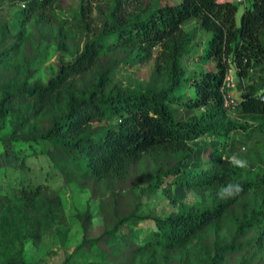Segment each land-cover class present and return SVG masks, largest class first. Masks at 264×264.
Listing matches in <instances>:
<instances>
[{
	"label": "rangeland",
	"instance_id": "rangeland-1",
	"mask_svg": "<svg viewBox=\"0 0 264 264\" xmlns=\"http://www.w3.org/2000/svg\"><path fill=\"white\" fill-rule=\"evenodd\" d=\"M250 2H238L237 23ZM21 7L15 0H0V188L9 196L21 188L41 186L44 191L27 206L16 201L0 203V262L20 264L21 258L24 264H63L67 258V264H264V244L256 242L258 229L249 224L237 230L238 224L250 220L251 208L260 204L254 190L175 250L140 254L124 245L121 256L111 258L82 244L113 228L125 232L129 222L138 218L144 219L137 223L143 231L152 226L153 216L200 211L222 198L211 188L189 191L181 202L168 197L156 183L176 160L166 153H145L125 175L105 178L79 177L72 164L62 167L58 156L51 158V145L36 138L97 77L102 76L107 94L159 91L166 86L167 77L155 70L153 57L141 59L128 49L104 46L96 54V67L87 75L73 81L61 79L52 93L44 95L40 88L51 82L59 67L74 60L98 36L110 17L113 0H55L32 13L24 25L19 21ZM206 38V33L197 32L194 52L205 45ZM183 65L187 73L193 70L196 64L191 54ZM263 69L264 59L243 83L260 76ZM232 73L235 85L228 92L239 100L243 85L234 69ZM175 95L184 101L193 96V90L183 86ZM230 114L238 118L237 111ZM183 115V110L175 112L177 118ZM199 141L207 145V140ZM228 144L232 157L247 161L240 178L253 179L264 170V133L240 131ZM210 152L207 146L204 160L212 158ZM24 212L31 219L27 233L21 221ZM25 234L32 237L25 238Z\"/></svg>",
	"mask_w": 264,
	"mask_h": 264
},
{
	"label": "trees",
	"instance_id": "trees-1",
	"mask_svg": "<svg viewBox=\"0 0 264 264\" xmlns=\"http://www.w3.org/2000/svg\"><path fill=\"white\" fill-rule=\"evenodd\" d=\"M15 1L23 4L19 21L24 25L32 13L55 0ZM158 1L113 0L110 17L98 36L87 42L74 60L62 64L51 82L40 90L48 95L61 79L87 75L96 67V54L104 46L128 49L141 59L153 57L155 70L167 77L166 86L159 91L107 94L99 76L36 139L51 145L50 157L58 156L62 167L72 164L79 177L123 176L145 153L174 155L175 162L156 183L179 202L194 189H221V195L227 197L228 192L223 190L226 185L242 186L238 195L224 198L211 208L153 216L152 226L143 231L137 223L144 219L138 218L129 222L125 232L113 228L82 242L105 257L121 256L124 245L140 254L175 250L250 190L256 192L260 204L251 208L250 220L238 224L237 230L251 224L258 229L256 242L262 245L264 170L253 179L240 178L244 168L230 162L233 152L228 141L240 131L264 133V69L260 76L243 83L250 70L264 59V0H251L239 23L237 1ZM188 23L191 28L185 27ZM197 32L206 33L207 38L205 45L194 52ZM190 54L196 65L187 73L183 60ZM232 69L243 88L234 107H228L224 96L231 88L225 87V78ZM183 86L190 87L193 96L181 101L175 91ZM178 110L186 115L177 118ZM231 111H237L238 118ZM200 139L207 140V145ZM207 146L212 158L206 161L203 154ZM3 190L0 188L1 205L16 201L26 206L44 191L41 186L21 188L9 196ZM25 212L21 221L27 233L31 219ZM68 261L66 258L63 264ZM19 263L24 264L23 259Z\"/></svg>",
	"mask_w": 264,
	"mask_h": 264
},
{
	"label": "clouds",
	"instance_id": "clouds-1",
	"mask_svg": "<svg viewBox=\"0 0 264 264\" xmlns=\"http://www.w3.org/2000/svg\"><path fill=\"white\" fill-rule=\"evenodd\" d=\"M230 162L235 165L239 166L241 168L247 167V161L245 159L236 160L233 156L230 158ZM224 191L228 192L227 197L221 195V189L218 190V196L222 199L224 198H231L236 195H238L242 191V186L239 183H229L223 188Z\"/></svg>",
	"mask_w": 264,
	"mask_h": 264
},
{
	"label": "built area",
	"instance_id": "built-area-1",
	"mask_svg": "<svg viewBox=\"0 0 264 264\" xmlns=\"http://www.w3.org/2000/svg\"><path fill=\"white\" fill-rule=\"evenodd\" d=\"M231 1H237V2H242L243 0H231ZM235 85V79H234V75L232 74V72H230L226 78H225V87L228 88H232ZM224 102L225 105L228 107H234L233 104L236 103V100H234L231 95L229 94V92H226V95L224 96Z\"/></svg>",
	"mask_w": 264,
	"mask_h": 264
}]
</instances>
